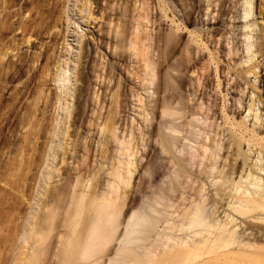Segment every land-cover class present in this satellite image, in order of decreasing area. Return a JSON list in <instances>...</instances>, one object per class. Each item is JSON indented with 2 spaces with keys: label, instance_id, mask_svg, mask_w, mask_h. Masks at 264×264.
<instances>
[{
  "label": "bare ground",
  "instance_id": "1",
  "mask_svg": "<svg viewBox=\"0 0 264 264\" xmlns=\"http://www.w3.org/2000/svg\"><path fill=\"white\" fill-rule=\"evenodd\" d=\"M251 5L2 0L0 93L33 83L8 109L0 94L11 264H264V0L248 20ZM231 18L241 46L226 49Z\"/></svg>",
  "mask_w": 264,
  "mask_h": 264
},
{
  "label": "rangeland",
  "instance_id": "2",
  "mask_svg": "<svg viewBox=\"0 0 264 264\" xmlns=\"http://www.w3.org/2000/svg\"><path fill=\"white\" fill-rule=\"evenodd\" d=\"M217 1H219V0H217ZM251 3L253 4V5H251L252 6V12H251V15L249 16V18H248V20H252L253 18H254V16H255V0H251ZM231 16V15H230ZM71 20L72 21H74L75 22V25L74 26H70L72 29H73V32L75 33V32H77V33H81V31H85L86 30V27H84V24L83 23H81V21H79L78 20V18H77V16L73 13L72 14V16H71ZM1 21H2V0H0V23H1ZM237 19L235 20V19H230V21H229V23H230V26L229 27H227V29H224V30H226V31H228L229 30V33L226 35V39H228L229 40V46H227V48L226 49H228L229 47L231 48L232 47V45H234V44H236L237 43V45L236 46H241V42L239 41V39H240V36H238L237 37V34L239 33V29H238V26H239V24L237 23ZM213 22V21H212ZM205 29H206V27H205ZM246 31V30H245ZM247 32H250V34L251 35H253L254 33H253V31H251V29H247ZM84 33V32H83ZM153 33H155V31H153ZM71 34V33H70ZM66 35V33H65V36H69V42L71 43V45H72V50H71V52L69 53V54H66L65 56L66 57H72L76 52H77V50H78V48H77V43L75 42V41H73V39H72V37H70L71 35ZM236 38H238V39H236ZM184 39L186 40L187 39V36H185L184 37ZM241 39H242V37H241ZM254 40H255V37L253 38ZM184 40V41H185ZM219 40H221V39H219ZM254 40H252V41H254ZM1 41H2V29L0 30V49H2V43H1ZM210 41H211V38L209 39V41H208V43H210ZM231 41H233L232 43H231ZM219 42H221V41H219ZM213 46H214V44H212L211 45V48H213ZM218 48H219V44L218 45H216ZM240 49H241V47H240ZM59 51H60V47L58 48V51H57V53H59ZM63 52V51H62ZM63 54H64V52H63ZM16 59V58H15ZM14 59V60H15ZM237 59V58H236ZM259 60H261V59H259ZM15 62V61H14ZM17 63V65H19V63L20 62H15V64ZM261 63H263V61L261 62ZM16 65V66H17ZM20 66H22V63H20V65L19 66H17V68L18 67H20ZM263 67H264V64H263ZM13 77V79L11 78V80L9 79V81H10V86L8 85V84H6V85H3L4 83H3V81H2V86H5L4 88H5V90H3L2 89V91H1V102H2V104L5 106H1V111L2 112H4L5 110L4 109H8V107L9 106H7L8 104L9 105H11L12 106V103H13V101H14V97L16 96V93L18 92V91H25L24 90V86H26V85H29V86H26L25 87V89H27V91L29 90V91H32L33 89H32V87H33V83L32 82H30V80H29V77H27V76H24V72H22L19 76H12ZM21 77V78H20ZM227 78H229V75H228V77ZM234 77H232V79H231V81H230V84L232 83V81L234 80L233 79ZM0 79H1V77H0ZM18 79V80H17ZM21 79V80H20ZM24 80V81H23ZM28 80V81H27ZM28 82V83H27ZM18 83V84H17ZM32 83V84H31ZM17 84V88H16V85ZM25 84V85H24ZM7 85H8V88H7ZM19 85V86H18ZM32 85V86H31ZM12 86H14V88L12 87ZM23 86V87H22ZM31 86V87H30ZM28 87V88H27ZM10 88V89H9ZM29 88H31V89H29ZM51 88V89H50ZM49 89L50 90H52L53 89V87H50ZM17 89V90H16ZM23 89V90H22ZM15 91V92H14ZM5 92H7V93H5ZM10 94V95H9ZM15 94V95H14ZM11 95H13V96H11ZM3 97V98H2ZM50 97L52 98V95H50ZM10 98H12V99H10ZM10 100H11V102H10ZM11 103V104H10ZM1 104V105H2ZM14 104H15V102H14ZM71 106L72 105H70V110L69 111H73L72 109L73 108H71ZM4 107V109H2ZM13 107V106H12ZM12 107H11V110H12ZM1 111H0V113H1ZM7 111V110H6ZM60 112V111H59ZM61 113V112H60ZM59 113V114H60ZM130 113V112H129ZM126 114V117L127 116H131V113L130 114ZM2 114V113H1ZM47 115V114H46ZM45 115V117H47ZM58 118H60L59 116H58ZM57 118V119H58ZM220 122V121H219ZM200 126V125H199ZM199 128V127H198ZM218 130H221V129H219L218 128ZM187 134H189V133H187ZM57 142V138H55L54 139V143H56ZM143 144H144V142H143ZM141 151L143 152V148L141 149ZM139 156V155H138ZM57 161L55 160V162L54 163H56ZM139 164H140V166H139ZM144 166L145 167V159H142L141 160V162L140 163H138V170L140 169V167L141 166ZM33 173V172H32ZM32 173H29V174H32ZM136 174H138V177H136V181H135V183H134V191L136 190L135 188H137V184H138V182H139V178H141L142 177V174H143V169L140 171V172H138V171H136V173H135V175ZM141 174V175H140ZM140 175V176H139ZM159 179V180H158ZM157 180H156V184H158V185H162V187H165V186H167V182L169 181V179H170V177H169V175L168 174H164V176L163 177H159ZM165 182V183H164ZM164 183V184H163ZM164 185V186H163ZM132 186V185H131ZM130 189H131V187H130ZM20 204V203H19ZM17 207V209H18V211H23V204H21L20 205V207L19 206H16ZM25 207V206H24ZM0 208H2V206H0ZM7 209H5V211H6ZM9 210V209H8ZM0 212H2V209H0ZM12 212V211H11ZM10 211L8 212L7 211V213H8V219H7V216H5L4 215V219H6V220H3V225L6 227L7 226V228L5 229L4 227H3V225H2V223L0 224V264H2V260H4L3 258H5L6 256L9 258V261L8 262H6V263H4L6 260H4V262H3V264H11L10 263V261L12 262V259L14 260V258H15V256H17V254L15 255V253H18V249L16 250V248H17V246H16V244L18 243V245H20L19 244V242H17L16 243V240H15V238L13 237V233H11V232H9L7 229L8 228H10V230H11V225H13V222H11L10 221V218H11V215H9V214H12ZM2 214V213H1ZM0 214V215H1ZM10 216V217H9ZM1 217H2V215L0 216V219H1ZM13 219V218H12ZM9 220V222H7ZM1 222H2V219L0 220ZM5 222V223H4ZM16 223V222H15ZM14 223V224H15ZM9 226H11V227H9ZM4 228V229H3ZM2 229H3V231H2ZM5 255V256H4ZM11 255V256H10ZM6 257V258H7ZM14 257V258H13Z\"/></svg>",
  "mask_w": 264,
  "mask_h": 264
}]
</instances>
